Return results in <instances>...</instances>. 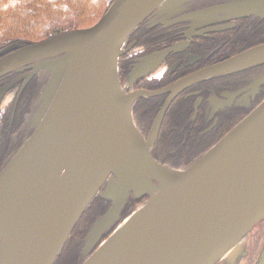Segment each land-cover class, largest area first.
<instances>
[{
	"label": "water",
	"instance_id": "water-1",
	"mask_svg": "<svg viewBox=\"0 0 264 264\" xmlns=\"http://www.w3.org/2000/svg\"><path fill=\"white\" fill-rule=\"evenodd\" d=\"M182 0H113L99 20L44 41L0 45V77L31 65L50 73L34 132L0 170V264H53L96 196L111 206L85 237L82 264H240L264 221V101L184 169L151 155L159 118L144 138L135 95L122 90L118 58L154 10ZM241 11H263L257 1ZM264 62V45L197 78ZM2 90H0V97ZM147 195L120 220L128 196ZM254 264H264V242Z\"/></svg>",
	"mask_w": 264,
	"mask_h": 264
},
{
	"label": "flooded vegetation",
	"instance_id": "flooded-vegetation-1",
	"mask_svg": "<svg viewBox=\"0 0 264 264\" xmlns=\"http://www.w3.org/2000/svg\"><path fill=\"white\" fill-rule=\"evenodd\" d=\"M257 1L264 4V0H182L172 9L154 10L125 41L117 63L118 79L125 94L135 95L131 115L144 138L159 118L151 148L159 163L187 168L264 101V62L171 89L264 45V10L239 7ZM49 77L48 71H35L31 65L0 77V170L34 132V115ZM147 198L130 194L120 220L100 242ZM110 206L111 201L99 195L93 199L53 264L84 262L85 237ZM247 240L249 254L240 264H254L264 242L263 221L252 228Z\"/></svg>",
	"mask_w": 264,
	"mask_h": 264
},
{
	"label": "trees",
	"instance_id": "trees-1",
	"mask_svg": "<svg viewBox=\"0 0 264 264\" xmlns=\"http://www.w3.org/2000/svg\"><path fill=\"white\" fill-rule=\"evenodd\" d=\"M112 1L0 0V45L44 41L89 27L99 20Z\"/></svg>",
	"mask_w": 264,
	"mask_h": 264
},
{
	"label": "rangeland",
	"instance_id": "rangeland-1",
	"mask_svg": "<svg viewBox=\"0 0 264 264\" xmlns=\"http://www.w3.org/2000/svg\"><path fill=\"white\" fill-rule=\"evenodd\" d=\"M91 208H92V207H91ZM91 208H90V209H91ZM263 222H264V221H263ZM255 231H256V230H254V232H255ZM252 235H253V234H252ZM64 254H65V252H64Z\"/></svg>",
	"mask_w": 264,
	"mask_h": 264
}]
</instances>
